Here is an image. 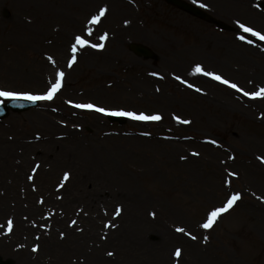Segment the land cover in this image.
Listing matches in <instances>:
<instances>
[{
	"label": "rangeland",
	"instance_id": "374dc122",
	"mask_svg": "<svg viewBox=\"0 0 264 264\" xmlns=\"http://www.w3.org/2000/svg\"><path fill=\"white\" fill-rule=\"evenodd\" d=\"M186 1L228 30L163 0H0V90L43 94L57 71L66 73L54 100L0 121V257L14 264H264V99L189 76L201 64L245 91L264 86V40L239 27L264 26V0ZM105 5L101 22L87 23ZM75 35L105 51L90 55L85 47L68 68ZM135 42L157 60L132 53ZM228 69L233 79L223 74ZM68 101L163 120L126 117L120 125ZM234 193L242 199L233 209L212 229L200 227Z\"/></svg>",
	"mask_w": 264,
	"mask_h": 264
},
{
	"label": "snow or ice",
	"instance_id": "6c2138e0",
	"mask_svg": "<svg viewBox=\"0 0 264 264\" xmlns=\"http://www.w3.org/2000/svg\"><path fill=\"white\" fill-rule=\"evenodd\" d=\"M193 2L195 3L196 0H193ZM201 6L203 7L204 5H201ZM107 12H108V8L106 5L103 7H100L97 14L92 15L90 17V19L87 21V23L93 24V25L99 24L101 22V19L106 16ZM127 23H128V21H125V24H127ZM239 27L241 29H243V31L245 33H250L252 36L257 37L260 40H264V34H262L260 31L254 30L253 27L246 26L243 23H240ZM87 35L88 36L92 35V29L91 28L87 29ZM100 39L106 40L107 39V33H105L103 36H101ZM239 39L244 41L245 37L240 36ZM246 42L251 43L250 40L246 41ZM85 47H90V48L96 49V50H103L105 45L103 43H99V44L89 43V41L87 39H85L84 36L75 35L73 38V42L70 43L71 58L67 62L68 68H72L77 63V52L81 49H84ZM47 59L53 64L54 67L56 66V61L54 60V58L51 55H49L47 57ZM194 73L199 74V75H203L205 77H210L212 80H214L220 84L226 85L229 88L234 89L237 92L242 93L245 97H248L250 99H253V100L264 99V87H260L258 91H251V92L245 91L242 87L238 86L237 83L231 82L230 80L224 78L222 75L217 74L214 71L205 70V68L201 64L195 65ZM153 75H157V74L153 73ZM65 76H66V73L64 71H62V70L57 71L55 73V82L50 81V86L47 88V90L43 94H33L31 92H17V91L0 90V97L5 98V99H11L13 101L23 99V100H28L32 103H36L38 101H52L56 98V96L63 89ZM160 78L162 79L163 77H160ZM174 78L177 81H179L180 83L186 84L187 87L194 88L193 84L188 83L186 80L182 79L181 76L176 75ZM195 90L197 92L201 91V89H199V88H195ZM157 91H159V89H157ZM68 103L74 108L88 110V111H94V112L101 113V114L108 115V116L127 117L133 121H138V122L149 123V122H160L163 120V116L159 113L146 114L145 112H142V111L137 113L136 111L110 110V109H107L105 107L98 106L94 103H73L72 101H68ZM174 119L180 124L187 125V124L191 123L190 120L182 119L180 116H174ZM208 142L212 143L214 145L217 143L215 140H210ZM192 155L197 156V155H199V153L193 152ZM181 158L184 159V157H181ZM233 159H234V157H233ZM258 159H260L261 162L264 163V156L258 157ZM38 167H39V165L36 166V168H38ZM34 171H35V169H34ZM69 175H70L69 173L65 172L63 175V180L67 181L69 179ZM228 175L236 177L238 174L235 172H229ZM29 179L32 180L33 176L30 175ZM228 183L230 184V182H228ZM60 187L63 188L64 185L61 184ZM241 199H242V197H241L240 193H234V194L230 195L227 199V202L223 206L216 207L208 213L207 219L205 220L204 223H202L200 225V227H202L205 230L212 229L213 226L216 224L217 220L222 216V214L227 213L231 209H233V207ZM260 199L264 200V198H260ZM40 203H43V200H41ZM121 211H122L121 208H117L115 211L116 216H119L121 214ZM151 215L154 218L156 213L153 212V213H151ZM71 223L73 225H75L76 221L73 220ZM7 226H8L9 232H11L12 228H13V221L8 220ZM106 227H115V225L109 223L106 225ZM175 231L177 233H182V234L188 235L192 240L197 239V237L195 235H192L190 232H186L185 228H183V227H177V228H175ZM61 238H63V233H61ZM204 240H205V242H207L208 237L205 236ZM38 248H39L38 245L35 246L33 248V251H38ZM108 255L112 256V255H114V253L108 252ZM181 255H182V249L176 248L174 251V257L177 259V261L179 260Z\"/></svg>",
	"mask_w": 264,
	"mask_h": 264
},
{
	"label": "water",
	"instance_id": "95a60500",
	"mask_svg": "<svg viewBox=\"0 0 264 264\" xmlns=\"http://www.w3.org/2000/svg\"><path fill=\"white\" fill-rule=\"evenodd\" d=\"M167 2L174 4L178 6L180 9L193 14L195 16H198L200 18H206V15L200 11L199 9L190 6L180 0H166ZM132 49L139 55H144L145 57L149 58L152 56L151 52H149L147 49L140 47V46H133ZM32 106V104H28L27 102H12L6 106L0 107V118H4L8 115L9 110H13L15 112H21L24 110L29 109V107ZM0 264H11L10 262H3L0 259Z\"/></svg>",
	"mask_w": 264,
	"mask_h": 264
},
{
	"label": "bare ground",
	"instance_id": "6f19581e",
	"mask_svg": "<svg viewBox=\"0 0 264 264\" xmlns=\"http://www.w3.org/2000/svg\"><path fill=\"white\" fill-rule=\"evenodd\" d=\"M104 50V49H103ZM103 50H101V51H99V50H96V49H92V48H89V54L91 55V54H94V55H97V54H103V52L105 51H103ZM87 51V50H86ZM116 52V51H115ZM199 75V74H198ZM189 76H191V79H193V80H198L199 78L197 77V75H195V73L193 74V73H189ZM202 76V78L200 77V79H203L204 77H203V75H201ZM202 82H205V84H208L207 83V81L206 80H202ZM191 92V91H190ZM144 94H147V93H144ZM156 100H158V99H155V101ZM168 147H171V145H168ZM179 149V148H178ZM215 154V156L217 157L218 156V154L220 155V153L218 152V153H214ZM206 161H207V163H209V164H214L211 160H208V159H206Z\"/></svg>",
	"mask_w": 264,
	"mask_h": 264
}]
</instances>
